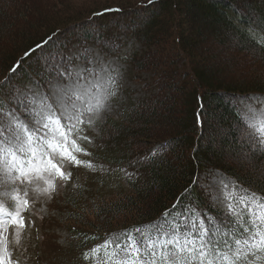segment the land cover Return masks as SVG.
Returning a JSON list of instances; mask_svg holds the SVG:
<instances>
[{
	"label": "trees",
	"instance_id": "trees-1",
	"mask_svg": "<svg viewBox=\"0 0 264 264\" xmlns=\"http://www.w3.org/2000/svg\"><path fill=\"white\" fill-rule=\"evenodd\" d=\"M31 2L0 0V16L8 19L0 33L6 32L3 38L7 35L9 41L7 46L0 45V98L4 102L0 111H8L12 85L21 91L30 85L46 88L43 85L51 80H62L61 73L64 78L68 76L67 71H73L75 64L87 65L92 51L127 62L138 73H148L154 88L144 99L94 124L97 133L90 158L112 170L95 177L89 191L82 185L65 197L69 220L94 230L78 229L76 246L80 251L91 249L95 243L102 245L114 234L147 229L163 220L166 210H172L169 219L179 223L181 218L175 213L183 206L190 214L194 211L202 216L207 210L219 219L221 210L209 200L202 180L209 171H219L234 185L264 198V157L253 154L248 164H242L224 155L228 148L237 149L240 142L245 143L249 132L235 131L238 122L233 111L242 110L241 97L264 96V75L230 80L223 75L227 67L206 64L198 46L203 40L199 20H203L215 28L223 45L233 40L241 54L264 63V0H137L80 9L60 1L58 9L46 4L36 7ZM11 5L18 7L20 14L8 16L6 10ZM98 13L104 14L94 15ZM17 19L25 24L15 34L10 30L18 26ZM184 23L197 35L185 31ZM129 41L140 47L126 48ZM57 54L59 59L50 60ZM16 65V72H12ZM168 100L173 101L169 110L175 112L179 102L186 107V114L177 118L178 124L166 122L162 131L169 134L158 137L155 132L161 126L154 128L153 118ZM198 112L202 126L197 125ZM219 125H228L230 131L214 135ZM207 131L214 134L205 141ZM143 138L146 144L139 147L137 140ZM122 169L132 171V176H125ZM194 176L199 186L184 194Z\"/></svg>",
	"mask_w": 264,
	"mask_h": 264
},
{
	"label": "snow or ice",
	"instance_id": "snow-or-ice-1",
	"mask_svg": "<svg viewBox=\"0 0 264 264\" xmlns=\"http://www.w3.org/2000/svg\"><path fill=\"white\" fill-rule=\"evenodd\" d=\"M105 11L118 12L120 9ZM59 58L57 54L50 60ZM18 66L11 71L16 72ZM91 69L92 65L87 64L86 75L68 70L69 79H64L61 73L63 86L54 93L41 94L27 88L18 90L15 85L11 87L8 111H0V177L9 173L4 180L8 192L4 194L10 195L14 209L3 213L6 218H0V237L5 242L10 226L19 235L32 224V221L26 223L24 217L25 212H30V199L33 202L50 200L56 193L57 181L63 187L64 182L71 179L72 174L65 171L66 166L92 167L90 162L78 159V155L88 153L77 141L91 142L84 130L90 129L93 121L98 124V117L110 109L118 80L114 69L103 66L98 71ZM261 99L241 97L244 109L233 111L238 122L235 131L243 133L247 129L249 132L241 146L244 155L251 152L264 157V104L256 109L248 103ZM3 103L0 98V104ZM197 125L202 126L200 112ZM125 175L132 174L125 172ZM217 183L224 189L221 198L227 200V207L221 210L219 219L207 210L202 216L194 211L190 214L189 208L183 206L175 213L181 218L177 224L169 219L168 213L172 210H166L164 219L149 228L114 234L112 239L94 248L91 255L94 264L97 260L100 264H158L160 261L166 264L169 257L177 264L175 257L178 255L189 258L185 264H264V198L248 193L239 185L232 186V192L236 193L232 197L223 180ZM198 186L194 176L184 194ZM234 231L236 238L232 239ZM0 264H10L6 247L0 253Z\"/></svg>",
	"mask_w": 264,
	"mask_h": 264
},
{
	"label": "rangeland",
	"instance_id": "rangeland-1",
	"mask_svg": "<svg viewBox=\"0 0 264 264\" xmlns=\"http://www.w3.org/2000/svg\"><path fill=\"white\" fill-rule=\"evenodd\" d=\"M30 1V0H29ZM30 4L34 6L40 5H48L51 7L56 6L57 9L59 8L58 5L59 1L61 3H67V6H70L74 9H80L81 7H87L97 3H108L109 5H118L119 1H124L123 3H134L137 0H31ZM58 2V3H57ZM130 5V4H127ZM45 6V5H44ZM12 6L6 10L9 14L8 16H15L20 14V11L15 7L13 9ZM53 8V7H52ZM65 9V8H64ZM33 15V14H32ZM7 16V17H8ZM6 17V16H5ZM33 19V18H32ZM6 20L7 18H3L0 16V28L6 27ZM201 22V27L203 31L200 33L201 38L203 39L202 42L198 45L201 48L202 53L205 54L206 57V64L211 66L217 65L218 67H222L225 65L227 68L224 69L223 75L224 77L227 76L230 78L241 79L242 77H247L248 79L251 77H257L258 75H264V63H259L256 59H251L244 54H241L238 50V46L235 44V41L231 40L226 45H223L220 42V38H222L219 34L215 33V28H211V25L203 20H199ZM12 21H10L11 23ZM31 22V21H30ZM16 23L18 26H15L10 30L11 32L16 34L18 33L20 26L25 24L24 20L17 19ZM205 23V24H204ZM185 31H188L190 35L193 37L196 36V31L194 28L188 27L186 23ZM9 31V32H10ZM15 31V32H14ZM6 32L0 33V45L7 46L9 41H7L8 36L3 38ZM228 38L231 39V35H228ZM65 40V39H64ZM134 45L131 44L129 41L126 48L133 47ZM135 48L140 47L139 45H135ZM199 62L200 58H199ZM204 63V62H203ZM204 63V64H205ZM88 64L92 65V71H98L101 66L105 68L114 69V75H116L118 83L116 89V95L113 96L110 100V109L103 113L101 116L98 117L99 124L106 121L109 117H114L122 108L131 106L140 100L144 99L148 96L153 90V86L150 84V76L148 73L134 71L131 66L126 63L111 57L103 55L97 51H92V58ZM220 67V68H221ZM86 64L84 63H77L74 65L73 73L74 74H84ZM64 79H69L66 76ZM64 81L60 79H53L51 80L46 88H42V90L37 89L35 86L30 85L28 89L34 91L36 93H54L58 88L63 86ZM31 94V93H30ZM252 97H261L260 101H249L248 103L251 104L252 107L259 109L262 104H264V96H252ZM173 101H167L165 106L158 108V114L153 118V126L156 128L158 125L161 126L159 132H155L156 135L165 136V131H162V126L165 125L166 122L170 121L175 122L176 124L179 123L177 118H182L186 114V107H184L179 102L176 103L175 112L169 110ZM244 109V104L240 101L239 104ZM145 114L149 113L148 109L144 111ZM213 122L217 123V120L214 119ZM96 122L93 121V125ZM90 129H85V135L90 138L91 142H88L85 148V151H89L87 147L95 146L94 141V134L97 133L96 126L94 125ZM168 131V130H167ZM228 125H223L218 127L217 133H225L229 132ZM212 133L207 131L205 133V141L212 139ZM218 133V134H219ZM142 140V139H141ZM138 141L139 145L146 144L143 141ZM217 146H220L218 141H215ZM79 145H82L81 140L77 141ZM244 142H240V145L237 149H230L225 150V156L227 158L233 159L234 162H240L242 164H248L250 162L251 155L253 153L248 152L247 155H244V149L241 147ZM132 145H135L133 143ZM140 147V146H139ZM78 159L87 163L90 162L92 167H78L73 168L71 166H66L65 171L71 172L72 176L71 179L67 182H64V186H59V181H57V190L56 193L50 200L43 201V200H36L32 201L30 199V212H25L24 217L26 223L28 221H32V224L25 228L24 231L20 232L17 235V230H14L11 226L8 229L6 234L7 239L6 242L3 237H0V253L3 252V249L6 247L8 250V255L10 257V264H94L93 261H87L83 259L82 252L77 248L78 239H76L78 229L83 230H90L94 231L88 227H82L74 222H71L69 218L71 216H67L68 212L67 203L65 202V197L69 194L71 195L75 190H77L82 185H86L87 191H89L91 185L90 182L94 180L95 177H99L106 173L109 169V166L104 165L102 163L98 164L89 159L88 155L80 154L78 155ZM176 165V161L172 162ZM126 169L125 171H127ZM15 173H11L14 175ZM101 174V175H100ZM9 173L5 172L3 177H0V218H6L3 216L5 211H13V207L11 206L10 195H5L4 193L8 192V188L4 185V180L8 178ZM202 180H204V184L206 185L207 191L209 193L210 201L212 204L215 205L220 210L226 209L227 207V200L221 198V192L224 189L217 183V181L223 180L228 185V192L231 193V196H234V192H232V186L234 183L232 180L227 179L226 176L221 174L219 171H209L202 175ZM82 183V184H80ZM202 183L200 184V188H202ZM14 195L15 193H11ZM112 198H117L111 195ZM31 197V193H30ZM87 197V196H86ZM258 197V196H257ZM111 198V197H110ZM87 202L88 201L87 198ZM93 203V202H91ZM90 203V206L92 204ZM87 205V203H86ZM88 206V205H87ZM92 215L90 216V219ZM76 227V228H75ZM186 255H178L175 257L177 264H185ZM173 257H169L166 264H173ZM251 259V258H249ZM97 262V261H96ZM100 264V263H99ZM158 264H165V262L160 261Z\"/></svg>",
	"mask_w": 264,
	"mask_h": 264
}]
</instances>
